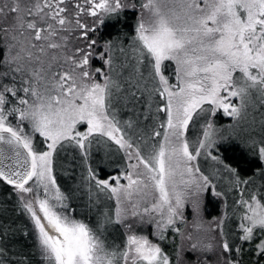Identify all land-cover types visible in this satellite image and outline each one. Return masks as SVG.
I'll return each instance as SVG.
<instances>
[{"label": "snow or ice", "instance_id": "1", "mask_svg": "<svg viewBox=\"0 0 264 264\" xmlns=\"http://www.w3.org/2000/svg\"><path fill=\"white\" fill-rule=\"evenodd\" d=\"M0 187V264H264V0H0Z\"/></svg>", "mask_w": 264, "mask_h": 264}, {"label": "rangeland", "instance_id": "2", "mask_svg": "<svg viewBox=\"0 0 264 264\" xmlns=\"http://www.w3.org/2000/svg\"><path fill=\"white\" fill-rule=\"evenodd\" d=\"M252 116H255V119H256V130H257L256 131V135H259V128H260V123L259 122H260V120L262 118L261 114H260V111L257 110L255 112H252V110L250 109L249 119H251ZM216 122H217L218 126L226 128L231 123V118L223 115V113L221 112V113L217 114ZM233 144H237L238 148L243 153H247L248 155H251L248 152V150L246 148H244L242 145H240L238 142H234V141L233 142H226L223 145V148H226V147H229V146H233ZM74 171L78 175L80 169L77 167L76 169H74ZM57 175H58L59 181L62 184L71 185V183L73 181L72 177L62 174L59 169H57ZM3 196H4V189L2 187H0V202H2ZM208 196L211 197V199L215 200L218 203V212L215 215H213L210 212V208L206 205V199H207ZM9 205H11V201H9ZM223 211H224V209H223V205L220 202V199L214 197L211 194H207L206 197H205V200H204V215H205V218L212 219L213 217L222 215ZM229 211H230V209H229ZM9 215L13 216V218L16 219L17 224H19L21 222L27 223L26 217L20 215L19 213L13 214V213L9 212ZM13 244L16 247V249H18L20 251H23L26 255H31V244L29 242H27L22 235H17L16 239L13 241ZM164 246H165L166 249H170V245L167 242H165Z\"/></svg>", "mask_w": 264, "mask_h": 264}, {"label": "trees", "instance_id": "3", "mask_svg": "<svg viewBox=\"0 0 264 264\" xmlns=\"http://www.w3.org/2000/svg\"><path fill=\"white\" fill-rule=\"evenodd\" d=\"M127 27H125L123 30L124 31H132V27L135 24V19L132 15L131 12L128 13L127 19L122 21ZM105 37L107 38L108 32H113L115 33V30L112 28H109L107 31H104ZM221 154L226 156L231 163L234 165L238 166L242 173L245 175H251L253 171L255 170V165L257 164V160L252 156L248 155L247 153H243L240 151L238 148L237 144H233V146H229L226 148H222ZM86 199L85 197L81 196L80 197V202L82 203ZM206 205L210 208V212L215 215L218 212V203L211 199V197H207L206 199ZM245 261L247 262L249 257L247 255V248H245V256H244Z\"/></svg>", "mask_w": 264, "mask_h": 264}]
</instances>
